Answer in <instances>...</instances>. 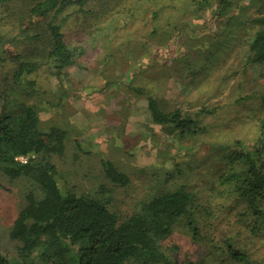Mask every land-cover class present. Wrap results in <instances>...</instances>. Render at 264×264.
I'll return each mask as SVG.
<instances>
[{"label": "rangeland", "instance_id": "obj_1", "mask_svg": "<svg viewBox=\"0 0 264 264\" xmlns=\"http://www.w3.org/2000/svg\"><path fill=\"white\" fill-rule=\"evenodd\" d=\"M209 3L199 9L192 0H89L84 11L68 9L66 41L86 53L63 78L45 67L31 76L41 93L40 127L67 131L64 152L51 157L59 182L104 200L120 220L164 190L184 185L196 195L198 240L180 223L163 242L174 264H240L226 242L264 264V219L218 181L223 145L240 141L249 148L264 139L258 122L264 119V69L246 65L244 45L258 29L254 19L264 13V0H234L223 13L217 0ZM24 7L0 9V30L13 39L14 14ZM19 39L11 45L25 52ZM14 69L13 61L0 60L1 89ZM138 88L164 110L213 111L200 115L204 131L183 141L168 136L152 121L147 95L135 93ZM104 159L130 183L109 182ZM34 190L28 178L0 171V253H14L9 232Z\"/></svg>", "mask_w": 264, "mask_h": 264}, {"label": "trees", "instance_id": "obj_2", "mask_svg": "<svg viewBox=\"0 0 264 264\" xmlns=\"http://www.w3.org/2000/svg\"><path fill=\"white\" fill-rule=\"evenodd\" d=\"M22 2L27 7L14 14L18 37L13 39L0 30V60L15 63L11 79L0 88V171L12 179L28 178L35 190L27 196L9 232V239L17 244L14 253H0V264H174L163 242L180 223H185L198 240L200 207L196 195L184 185L164 190L120 220L104 200L79 194L59 182L51 157L64 152L67 131L59 126L48 131L40 127L41 93L31 76L45 67L50 75L63 78L86 53L83 47L66 41L64 20L68 9L77 6L84 11L89 0H0V9ZM233 2L217 0L218 11L225 12ZM192 4L199 9L210 7L209 0H192ZM254 22L258 29L244 41L246 65L264 69V13ZM17 39L25 45V52L11 45ZM135 90L138 95H147L152 121L178 141L203 132L200 115L213 112L204 109L193 116L180 109L164 110L156 96ZM261 102L264 105V93ZM258 122L264 135V119ZM221 149L224 168L219 185L264 219L263 137L249 148L236 141ZM31 154L35 157L26 164L15 159ZM101 166L112 184L130 183L129 176L111 160H102ZM224 246L240 264H256L230 242Z\"/></svg>", "mask_w": 264, "mask_h": 264}, {"label": "built area", "instance_id": "obj_3", "mask_svg": "<svg viewBox=\"0 0 264 264\" xmlns=\"http://www.w3.org/2000/svg\"><path fill=\"white\" fill-rule=\"evenodd\" d=\"M34 157L35 156L33 154L28 155V156L21 155V156H17L15 159L17 161H19L20 163H22V164H26V163H28V161L30 160V158H34Z\"/></svg>", "mask_w": 264, "mask_h": 264}]
</instances>
